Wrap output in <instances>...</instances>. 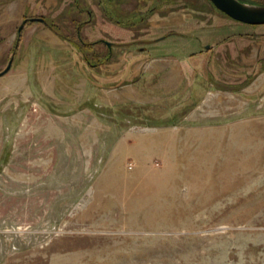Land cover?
<instances>
[{
	"label": "rangeland",
	"instance_id": "1",
	"mask_svg": "<svg viewBox=\"0 0 264 264\" xmlns=\"http://www.w3.org/2000/svg\"><path fill=\"white\" fill-rule=\"evenodd\" d=\"M12 57L0 264H264V25L210 0H0V73Z\"/></svg>",
	"mask_w": 264,
	"mask_h": 264
},
{
	"label": "water",
	"instance_id": "2",
	"mask_svg": "<svg viewBox=\"0 0 264 264\" xmlns=\"http://www.w3.org/2000/svg\"><path fill=\"white\" fill-rule=\"evenodd\" d=\"M211 3L222 13L242 24L261 26L264 25V6H255L242 2L241 0H210ZM30 22H44V19H30ZM25 20L18 29L19 38L27 24ZM110 46L109 42H105ZM14 57L11 58L7 67L0 73V77L7 74L13 66Z\"/></svg>",
	"mask_w": 264,
	"mask_h": 264
},
{
	"label": "bare ground",
	"instance_id": "3",
	"mask_svg": "<svg viewBox=\"0 0 264 264\" xmlns=\"http://www.w3.org/2000/svg\"><path fill=\"white\" fill-rule=\"evenodd\" d=\"M153 182V179H146V180H141V182L139 183V188L138 190L141 191L142 193H147V191L150 190L151 188V183ZM156 182V181H155ZM134 187V186H133Z\"/></svg>",
	"mask_w": 264,
	"mask_h": 264
},
{
	"label": "trees",
	"instance_id": "4",
	"mask_svg": "<svg viewBox=\"0 0 264 264\" xmlns=\"http://www.w3.org/2000/svg\"><path fill=\"white\" fill-rule=\"evenodd\" d=\"M242 1V0H241Z\"/></svg>",
	"mask_w": 264,
	"mask_h": 264
}]
</instances>
